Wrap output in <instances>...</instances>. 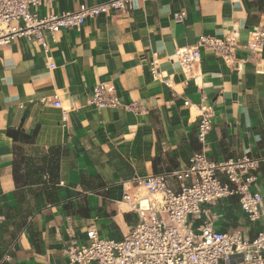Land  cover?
I'll list each match as a JSON object with an SVG mask.
<instances>
[{"label": "crops", "instance_id": "crops-1", "mask_svg": "<svg viewBox=\"0 0 264 264\" xmlns=\"http://www.w3.org/2000/svg\"><path fill=\"white\" fill-rule=\"evenodd\" d=\"M103 1L56 0L52 11L59 15ZM261 3L131 0L128 13L99 15L85 20L80 31L64 29L53 41L47 38L48 55L24 36L0 47V260L9 255L4 264H70L67 244L71 238L85 244L88 228L116 241L128 234L137 216L119 202L125 191L134 192L130 180L178 170L200 150L198 112L184 106L185 100L213 106L208 158L263 156L264 46L253 60L246 49L248 32L264 19ZM179 12L185 18L177 23ZM45 13L37 10L40 17ZM228 34L237 41V65L198 47L201 35L220 39ZM183 48L201 52L192 79L176 61ZM48 62L55 67L49 69ZM152 62L169 86L151 78ZM101 82L113 86L122 107L87 105L92 87ZM54 97L61 108L53 106ZM131 103L141 109L127 111L124 106ZM64 111L66 124L61 122ZM8 129H21L31 138L15 143L17 179ZM55 150L60 157L51 169ZM168 184L178 187L174 181ZM255 191L262 195V210L264 163ZM205 210L191 219L194 229L207 217L215 231L240 230L247 239L264 229V217L247 222L236 197Z\"/></svg>", "mask_w": 264, "mask_h": 264}, {"label": "built area", "instance_id": "built-area-1", "mask_svg": "<svg viewBox=\"0 0 264 264\" xmlns=\"http://www.w3.org/2000/svg\"><path fill=\"white\" fill-rule=\"evenodd\" d=\"M55 1L0 0V47L24 36L38 42L48 55L47 38L53 41L61 30L80 31L87 19L112 12L128 13L131 9V0H105L91 6L80 4L76 11L58 15L52 11ZM39 8L46 10L42 17L37 14ZM184 18L185 12L174 14L177 23ZM197 42L198 47L209 50L223 63L231 66L239 63L233 34L220 39L201 35ZM263 46L264 19L248 32V58H256ZM200 59L199 48H183L176 53V61L189 79L195 77ZM47 67L53 69L55 64L48 62ZM149 73L153 80L169 86L154 62L149 66ZM54 99L53 106L61 108L59 99ZM183 104L195 106L198 112L195 130L200 150L184 167L173 172L135 175L130 180L134 192L125 191L119 203L136 214V224L118 241L101 238L92 227L86 231L85 244L71 238L65 250L70 264H264V229L253 239H247L240 230L215 231L208 217L198 229H194L191 222L205 215L206 207L232 197L237 198L249 224L264 217V209H260L262 195L255 191L264 155H244L222 161L208 158L205 148L213 126V106L193 105L188 100ZM87 105L96 110L123 106L115 89L107 82L92 87ZM124 107L129 112L141 109L137 103ZM65 112L63 124H66ZM169 181L177 184L176 190L169 186ZM9 261L10 256L5 255L0 264Z\"/></svg>", "mask_w": 264, "mask_h": 264}, {"label": "trees", "instance_id": "trees-1", "mask_svg": "<svg viewBox=\"0 0 264 264\" xmlns=\"http://www.w3.org/2000/svg\"><path fill=\"white\" fill-rule=\"evenodd\" d=\"M260 7H261L262 10H264V3H261ZM6 135L9 138L12 139L13 144H14L13 174H14V177L17 179V177H18L17 172H18V169H19V165H18V161H17V157H16L18 155L17 154L18 150L16 148V144L15 143L17 141L28 143L31 138L28 137L27 135H25L21 129H8L6 131ZM59 157H60V152L58 150H55V151L52 152L51 158H50V167H51V169H55V167L57 166V163L59 161ZM42 171H43V168H42ZM44 172H46V171H44Z\"/></svg>", "mask_w": 264, "mask_h": 264}]
</instances>
